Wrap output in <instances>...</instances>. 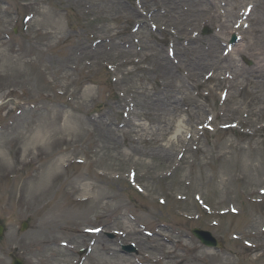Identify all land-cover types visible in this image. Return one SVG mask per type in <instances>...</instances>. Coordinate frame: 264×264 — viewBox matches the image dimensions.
I'll list each match as a JSON object with an SVG mask.
<instances>
[{
	"label": "rangeland",
	"instance_id": "374dc122",
	"mask_svg": "<svg viewBox=\"0 0 264 264\" xmlns=\"http://www.w3.org/2000/svg\"><path fill=\"white\" fill-rule=\"evenodd\" d=\"M119 1L130 12L137 9V0ZM155 1L142 0L145 10L136 19L111 15L112 0H0V222L7 228L0 240V264H11V255L25 264H264V75L245 74L225 103L224 86L204 84L209 72L225 77L241 66L261 69L264 54H257L264 53V39L257 43L259 34L237 25L249 26L242 16L249 5L258 8L252 15L261 17L264 0H246L232 22L233 31L220 41L219 55L251 46L247 55L234 57L237 67L215 71L208 64L198 78L202 86L184 84L193 98L191 116L183 113L175 124L195 132L188 145L171 151V160L132 153L131 140L124 136L129 129L119 125L113 149L88 124L126 121L129 112L123 104L138 105L137 112L148 107V91L158 89L163 80L142 71L150 65L138 64L139 45L169 56L174 34L181 48L192 46L187 38L196 35L201 41L194 46V57L200 56L198 46L215 51L209 43L223 28L204 23L184 35L165 11L155 10ZM217 1L189 0L183 6L205 8ZM152 2L154 11L147 16L146 4ZM30 14L32 21L26 19ZM143 16V32L135 34ZM97 27L111 34L97 35ZM76 47L100 53L82 60ZM118 49L133 54L124 59ZM173 57L181 75L192 73L182 55ZM255 80L259 86L251 84ZM257 90L259 98L253 93ZM134 120L149 126L144 118ZM175 131L165 144L175 140ZM39 137L46 144L37 152L33 144ZM184 147L187 152L177 156ZM132 169L143 193L130 187ZM49 173L59 175L54 179ZM86 197L92 200L80 202ZM23 221L30 227L22 233ZM194 228L211 232L224 249L202 246L191 234ZM94 229L115 238L102 231L90 233ZM130 245L136 253H125ZM83 249L88 254L80 257Z\"/></svg>",
	"mask_w": 264,
	"mask_h": 264
},
{
	"label": "bare ground",
	"instance_id": "6f19581e",
	"mask_svg": "<svg viewBox=\"0 0 264 264\" xmlns=\"http://www.w3.org/2000/svg\"><path fill=\"white\" fill-rule=\"evenodd\" d=\"M112 1L113 2H111L110 7L111 11H109L111 15H123V17L128 18L134 16L136 19L140 18L139 12L141 13L142 8L140 6H144L143 3L138 5L137 9L132 8V12H130V10L126 8L119 0ZM184 1L188 2L189 0H156L155 2L158 4V7L155 10L158 11L159 9H161L165 11L167 17L174 24V26L180 28V31H184V35L187 34V31L189 29L199 28L204 23L218 24L220 28L224 29V32L223 34L214 35V37L212 38L213 42L209 43V48H214L215 51L211 53L204 52L202 50V46H198L200 48V50H198L200 56L194 57V46L195 44H199L201 39H198L196 35L188 37L187 41L191 42L192 46L181 48L179 46V44H181L180 38L177 34H174L175 38L172 43L173 45L178 44L176 49L173 48L175 50V54L182 55L184 57V63H190L192 66L191 68L193 70L192 73L188 71L189 73H185L183 76L180 74L179 67L176 66L177 61L175 59H171L169 56H164L161 50L149 53L151 51L150 47H143L142 45H139L140 48L138 50V54L141 55V58L139 59L138 64L148 63V65H150L147 67H142V71L147 75V77H153L154 79L160 78L163 80V82L160 83V87L158 89L156 88L154 89V91L152 90L151 92L148 91V107H142L143 110H141V112L136 111V107L138 105H132L130 107L127 104H123L125 109L129 111L128 119L126 121L121 122L119 124L114 122L106 123L103 120H94V122L88 121L89 125H92L98 129V136L103 142V144L110 146L113 149L117 148L118 140L116 139V132H119V128L117 126L119 125L120 127H127L129 129L128 131L124 132V136L130 138L131 140L132 147L130 148V151L132 153H141L143 155H148L152 157L161 156L165 160H171V151L174 150L175 147H177L178 145L180 146L181 143L188 145V143L192 141V137L195 132L192 130H186L184 132V129L182 130L181 128L176 127L175 124L181 114L187 113L189 115L190 107H188V105L193 101L192 94L190 93V91L185 89L184 84L187 82V84H193V88H198L203 85L198 79L201 76V71L203 67L207 66L208 64H213L212 66L215 71H221L223 69L230 68L231 66L236 68L237 65L235 64L234 57L236 55H247V51H251V46L241 45L239 47L237 46L231 51L219 55V50L222 45L220 41L222 40L223 42H225V38L230 34V32L233 31L232 22L240 17L241 6L245 4L246 0H219L217 1L218 3L209 2V4H207L205 8H200L199 6H188L187 9H185V7L183 6ZM224 2L226 3L224 4ZM146 5L149 7L150 12L154 11L153 7L155 5L153 4V2L151 4L147 3ZM225 5L227 6V9L222 10V6ZM257 9L258 8L256 7L255 11H257ZM144 19H141L144 24L140 26V28L135 32V34H141L143 32L140 30L142 29V26L146 24V21ZM248 22L250 24L249 32H251L252 30L254 34H259L261 36L260 39L257 38V43H260V41L264 39V9L262 10L261 17H256L252 14L249 15ZM94 31L97 35L107 34L109 36L111 34L110 30H104L99 27L95 28ZM164 31H167V28H165ZM48 33H50V35L56 34L54 32ZM193 33L194 32L192 31L191 34ZM77 51H80L81 54H79ZM117 52L124 59L130 57L133 54L131 50L124 51L123 49H118ZM98 53H100V51L91 50L89 47H76V55H78L82 60L88 57H93ZM263 54L264 53L262 51H259L257 55ZM126 63L127 62L122 63L121 65L124 66L126 65ZM89 65V63L86 64V66ZM252 71L260 72V74L263 73L264 75V64L261 69L256 67L254 69H247L245 68V66H241V68H237V71L233 76H225V72V77H221L220 75L214 74V72H209L205 74L204 84L208 83L209 81H213V89H217L224 86L222 88L223 97L224 100L227 101L229 99L230 90H235L238 86L237 83L239 84L240 78L244 77L245 74L250 73ZM251 84L259 86L260 82L258 80H255L252 81ZM244 87L245 85L243 86V88ZM253 93L255 97L259 98L258 90ZM175 94L177 97H175ZM181 105H183V108L181 107ZM186 106L187 109H185ZM167 108H169V110H171L172 112H169ZM135 118H144L149 123V126L135 123ZM198 118L199 117H196V119ZM188 123H190V125L192 124V120L190 118H188ZM174 129H176L175 132H177V137L175 138V140L171 139L168 143L165 144ZM183 133H185L184 137L187 141L182 138ZM43 140L45 139L42 137H39L35 140L36 143H34L33 145L36 148L37 152H40L41 149L43 150V145L46 144H43ZM148 141L152 143L147 144ZM138 144L150 145L155 147V149L151 152H148L147 150H141L137 146ZM181 146L184 145L182 144ZM184 148L181 150V152H178L177 156H183L187 152L188 147ZM158 150L159 153L157 152ZM32 151V148H30L28 156L31 154ZM59 169L60 167L57 166L56 170L58 171ZM58 175L59 173H49V177L54 179ZM140 176L141 178H143L144 175ZM117 177L118 175L115 176V178ZM86 195L89 196L90 193L88 194L86 191ZM86 198V202L92 200L88 197ZM89 207H91L92 210H95L97 208L95 206Z\"/></svg>",
	"mask_w": 264,
	"mask_h": 264
},
{
	"label": "water",
	"instance_id": "95a60500",
	"mask_svg": "<svg viewBox=\"0 0 264 264\" xmlns=\"http://www.w3.org/2000/svg\"><path fill=\"white\" fill-rule=\"evenodd\" d=\"M27 225H24V228L26 227ZM3 234V229L0 227V237L2 236ZM193 234L201 240L202 244L208 246V247H211V248H220L221 245L218 243V241L212 237L211 234L209 233H206V232H202V231H199V230H194L193 231ZM14 264H22L20 262H15Z\"/></svg>",
	"mask_w": 264,
	"mask_h": 264
}]
</instances>
